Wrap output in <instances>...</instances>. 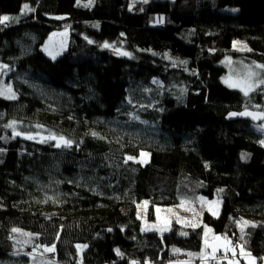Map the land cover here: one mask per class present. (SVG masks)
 Wrapping results in <instances>:
<instances>
[{
  "label": "trees",
  "instance_id": "trees-1",
  "mask_svg": "<svg viewBox=\"0 0 264 264\" xmlns=\"http://www.w3.org/2000/svg\"><path fill=\"white\" fill-rule=\"evenodd\" d=\"M3 16L0 67L16 98H0V264H31L37 246H54L55 264L190 260L205 226L263 263L262 138L226 117L264 112V87L245 99L221 78L226 57L264 66V0H0ZM65 28L51 60L41 47ZM141 151L146 163L126 160ZM199 197L220 210L195 228L159 236L137 217L142 201L152 215Z\"/></svg>",
  "mask_w": 264,
  "mask_h": 264
},
{
  "label": "rangeland",
  "instance_id": "rangeland-1",
  "mask_svg": "<svg viewBox=\"0 0 264 264\" xmlns=\"http://www.w3.org/2000/svg\"><path fill=\"white\" fill-rule=\"evenodd\" d=\"M141 1V0H140ZM163 18L161 16L155 17L152 25H157L159 21ZM68 36L69 31L68 29H63L60 31H56L51 33L46 41L44 42L41 50L45 53V55L51 59L55 60L59 56H61L67 49L68 45ZM235 42H231L230 50L233 53L244 54L250 52L248 49V45L245 41H238L239 44H235ZM242 45H246V48H242ZM117 56H125L122 53L124 51L120 49H113L109 48ZM225 74L221 78V82L224 86L229 89L239 91L245 99H249L252 93H254L257 89L264 87V67H257L259 64H253L247 62L245 59L236 58L233 56L226 57L222 63ZM261 66V65H259ZM7 70L6 67H0V98L4 99H13L8 98L11 94H14L16 98V92L12 87L11 83L6 81V78L2 76V74ZM2 77V78H1ZM233 85V86H230ZM250 86V87H249ZM245 88L248 90V95L244 94V91L241 88ZM11 89V93H8L7 89ZM250 96V97H249ZM14 98V99H15ZM255 111V110H253ZM259 112V111H255ZM263 113L264 112H260ZM253 128L261 135L262 140L264 141V121L258 125H254ZM31 140H37V142H45L46 140H50L43 138V137H31ZM52 141V139H51ZM55 141V140H54ZM260 146L264 148V145L261 144ZM56 142V145L59 143L64 144L61 140ZM59 146V147H60ZM57 147V146H56ZM57 147V148H59ZM141 153H146L147 155L142 156ZM130 156H126L127 161H131L134 163L144 164L149 159V154L145 151H141L138 156L133 157V159H128ZM184 201L183 206H181V201H179L176 205L170 206H152L153 214H149L150 202L147 201V206L144 205L145 201H142L137 207V217L141 220L143 227L146 230H150L151 232H156L159 236L166 231L170 230L172 224H178L185 228H194L192 225L195 224L199 226L201 224V218L204 213H208L217 216L220 210V201L217 199L209 200L203 197H199L197 200H182ZM159 208L161 211L159 213L156 212V209ZM168 209H172L173 211L169 212ZM211 209V210H210ZM153 217L152 219L150 217ZM149 225H155L153 228H149ZM196 226V227H197ZM215 237H221L217 235L207 236L203 239V255L200 254L198 257L199 261L198 264H208L207 261L210 259H214L219 255L218 253H223L225 258L223 262L219 261L217 264H257L256 258L251 255L250 257L241 255V251H237L236 248L231 244L228 239L221 237V239L217 240ZM205 239L207 240V246L205 244ZM230 242V243H229ZM47 246H37L33 247L30 252L26 253V255L33 259L31 260V264H49V263H56L55 262V252H46L44 249ZM216 249L213 252V249ZM229 249V250H226ZM84 247L78 248V254L80 255ZM179 256V257H178ZM175 260H172L168 263L163 264H196V259H182L181 255H178ZM79 264H81V260L78 259ZM145 264H160V263H153L147 261ZM264 264V260L263 263Z\"/></svg>",
  "mask_w": 264,
  "mask_h": 264
},
{
  "label": "snow or ice",
  "instance_id": "snow-or-ice-1",
  "mask_svg": "<svg viewBox=\"0 0 264 264\" xmlns=\"http://www.w3.org/2000/svg\"><path fill=\"white\" fill-rule=\"evenodd\" d=\"M78 2H79V0H78ZM145 2H147V0H145ZM24 10H28V5L27 4H25L24 5ZM10 18L8 17V16H3V17H0V23H4V22H6V21H8ZM240 42H235V44H239ZM105 47H109V45L108 44H105ZM242 48H246L247 46L246 45H242L241 46ZM249 51H250V49H248ZM123 55H129L128 53H122ZM257 67H264V66H257ZM230 86H233V85H230ZM250 87V86H249ZM241 90L242 91H244V94L245 95H248V90L247 89H245V88H241ZM7 91H8V93H11V89L9 88V89H7ZM8 98H15V96H14V94H11L10 96H8ZM233 115H236L235 113L233 114ZM241 115H250L249 113H241ZM254 119L256 118V117H253ZM260 118H264V116H261ZM16 135H19V133H15ZM93 135H97L96 133H93ZM27 138H31V137H27ZM54 138V137H53ZM60 140L66 145V146H69L70 145V141H66V140H64V138L63 137H60ZM261 144L262 145H264V141H261ZM57 147H59L60 145H59V143L56 145ZM141 155L142 156H145V155H147L146 153H141ZM128 159H133V157H128ZM147 201H145L144 202V205L145 206H147ZM183 204H184V201H181V206H183ZM211 210V209H210ZM161 210L159 209V208H157L156 209V212L157 213H159ZM167 211H169V212H171V211H173L172 209H168ZM213 215H215V212H213ZM249 222H247V221H243V224H248ZM194 228L197 226V225H195V224H193L192 225ZM153 227H155V225H149V228H153ZM17 231H19L18 229H13V232H17ZM209 231H211L210 229H208L207 228V226H205V237H207V233L209 232ZM241 233H242V235H241V239H243L244 238V236H243V228H241ZM215 239H217V240H219V239H221V237H215ZM226 239V238H225ZM230 243V242H229ZM205 244H206V246H207V240L205 239ZM80 246H78V248H79ZM86 247V246H85ZM46 252H53L55 249H54V246L53 247H46L45 249H44ZM215 248L213 249V252H215ZM226 250H229V249H226ZM189 255H192L191 253H189ZM203 255V254H202ZM241 255H244V256H248V257H250L251 256V253H246V252H244V250H243V248H241Z\"/></svg>",
  "mask_w": 264,
  "mask_h": 264
},
{
  "label": "water",
  "instance_id": "water-1",
  "mask_svg": "<svg viewBox=\"0 0 264 264\" xmlns=\"http://www.w3.org/2000/svg\"><path fill=\"white\" fill-rule=\"evenodd\" d=\"M241 113H249L250 115H241ZM234 113H230L226 119L228 121H234V120H244L250 122L252 125H258L264 121V118H260L261 116H264L263 113L255 112L251 110H245L240 113H235L236 115H233ZM253 117H256L255 119Z\"/></svg>",
  "mask_w": 264,
  "mask_h": 264
},
{
  "label": "built area",
  "instance_id": "built-area-1",
  "mask_svg": "<svg viewBox=\"0 0 264 264\" xmlns=\"http://www.w3.org/2000/svg\"><path fill=\"white\" fill-rule=\"evenodd\" d=\"M225 258L224 254H219L217 255V257H215L214 259H210L209 261H207L208 264H217L219 261L223 262Z\"/></svg>",
  "mask_w": 264,
  "mask_h": 264
}]
</instances>
